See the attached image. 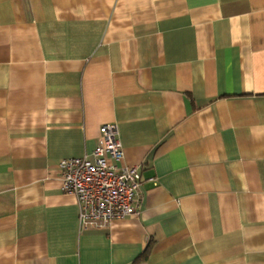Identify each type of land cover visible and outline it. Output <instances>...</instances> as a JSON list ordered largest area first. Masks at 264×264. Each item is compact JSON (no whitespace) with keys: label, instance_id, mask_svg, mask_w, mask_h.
I'll list each match as a JSON object with an SVG mask.
<instances>
[{"label":"crops","instance_id":"1","mask_svg":"<svg viewBox=\"0 0 264 264\" xmlns=\"http://www.w3.org/2000/svg\"><path fill=\"white\" fill-rule=\"evenodd\" d=\"M110 122L140 201L80 231ZM0 264H264V0H0Z\"/></svg>","mask_w":264,"mask_h":264},{"label":"built area","instance_id":"2","mask_svg":"<svg viewBox=\"0 0 264 264\" xmlns=\"http://www.w3.org/2000/svg\"><path fill=\"white\" fill-rule=\"evenodd\" d=\"M91 155L58 163L61 190L76 197L80 231L107 229L113 220L135 214L141 197L139 166L122 164L115 123L99 127V141Z\"/></svg>","mask_w":264,"mask_h":264}]
</instances>
